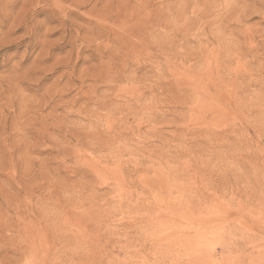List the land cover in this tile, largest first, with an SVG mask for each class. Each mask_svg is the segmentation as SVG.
<instances>
[{"label":"rangeland","instance_id":"rangeland-1","mask_svg":"<svg viewBox=\"0 0 264 264\" xmlns=\"http://www.w3.org/2000/svg\"><path fill=\"white\" fill-rule=\"evenodd\" d=\"M161 52L211 102L216 127L180 131L196 156L226 154L209 190L231 207L233 264H264V138L246 134L264 131V0H0V264L84 258L65 251L91 192L76 161L111 120L145 148L174 140L197 96Z\"/></svg>","mask_w":264,"mask_h":264},{"label":"clouds","instance_id":"clouds-1","mask_svg":"<svg viewBox=\"0 0 264 264\" xmlns=\"http://www.w3.org/2000/svg\"><path fill=\"white\" fill-rule=\"evenodd\" d=\"M161 55L169 70L187 81L197 102H178L169 125L177 131L165 148L131 143L121 136L118 117L102 130L108 140L94 145L97 151L90 158L77 159L78 165L88 166L91 192L77 202L83 215L77 219L74 243L65 251L83 253L84 258L63 264H233L230 249L235 237L227 219L231 207L211 198L209 190L210 174L226 154L215 160L213 152L196 156L180 131L216 127L215 117L209 118L211 102L200 95L202 77L192 64L173 69L170 56ZM153 121L152 110L146 108L139 123L152 131L157 127ZM253 133L264 138V131L255 128L246 134ZM86 201L88 206L81 208ZM25 264L37 262L30 259Z\"/></svg>","mask_w":264,"mask_h":264}]
</instances>
